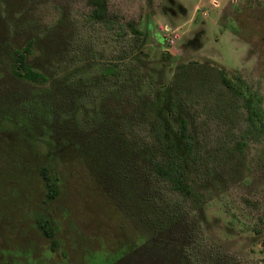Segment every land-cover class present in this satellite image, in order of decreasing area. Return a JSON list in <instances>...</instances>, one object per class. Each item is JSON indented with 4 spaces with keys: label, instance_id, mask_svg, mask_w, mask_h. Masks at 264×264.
<instances>
[{
    "label": "rangeland",
    "instance_id": "rangeland-1",
    "mask_svg": "<svg viewBox=\"0 0 264 264\" xmlns=\"http://www.w3.org/2000/svg\"><path fill=\"white\" fill-rule=\"evenodd\" d=\"M215 1L106 0L120 18L105 25L88 16L89 0H0V264H264V134L240 152L231 146L238 101L228 123L212 112L215 96L232 97L198 65L222 69L264 111V0ZM163 25L175 30L172 44ZM28 40L25 61L47 77L42 84L10 70V50ZM138 43L145 56L132 59L134 72L102 86V64ZM149 76L172 83L195 134L193 160L182 153L187 199L143 156L155 122L148 110L162 97L131 81ZM42 164L58 180L49 201ZM35 213L51 220L53 250Z\"/></svg>",
    "mask_w": 264,
    "mask_h": 264
},
{
    "label": "trees",
    "instance_id": "trees-1",
    "mask_svg": "<svg viewBox=\"0 0 264 264\" xmlns=\"http://www.w3.org/2000/svg\"><path fill=\"white\" fill-rule=\"evenodd\" d=\"M90 9L88 16L96 22L108 24L112 23V19L118 20L117 14H109L107 9L106 0H89ZM111 15V17H109ZM126 25L135 36V39L141 35V31L137 28L134 20H125ZM32 40H28L26 44L21 48H13L10 50V70L11 73L17 78L26 79L33 83H44L47 77L29 66L25 61V53L27 47L30 46ZM145 56L142 48L138 44H132L128 52H123L118 54V56L112 61V63H103L101 70V75L103 80H101L102 86L105 85V79H113V87L115 83L125 80L126 72H134V68L130 67L132 64V59ZM129 58V66H127L126 58ZM200 66H206L208 69L213 70L216 79L220 83L219 86L225 88L230 92L232 98H227L221 103V97L215 100L219 101L209 109L212 112H225V119H228L226 123L230 122V118L234 115V100L238 101V104L242 113L241 125L237 128L238 138L235 140L231 146L235 148L238 152L241 151L244 143L250 137L256 138L264 134V111L260 108L257 100L253 99L252 92H247L241 94L237 92L236 86L238 84L232 82L222 69H212L211 65L198 64ZM134 75V74H133ZM137 78L134 81L139 83V89L145 91V97L151 95L162 97V104H160L157 110H148V113L155 115L153 120L155 122L152 124L150 129V134L146 141V150L143 156L148 160L149 170L154 178L159 179L167 187L168 191L174 192L182 198L187 199L191 194V185L188 181L186 168L183 161L182 153L188 158H192L194 154L195 146V134L190 130V124L188 119L183 113L179 112L177 103L174 98L171 97V85L172 83L166 81L163 82L160 78L150 79ZM240 82V79H235ZM215 95V94H214ZM131 103H134V107L139 105L138 99L135 94H130ZM152 99V98H151ZM150 99V100H151ZM127 102V107L129 104ZM218 104V105H217ZM132 111V107H131ZM176 119V128L172 129L168 126L171 122V117ZM230 126L227 127V132ZM233 128H231L232 130ZM185 160V159H184ZM191 160V161H192ZM190 163V162H188ZM39 176L42 182L44 201H49L55 198L58 194V183L57 176L50 171L47 164H42L39 167ZM34 225L38 229L40 235L49 239V248L52 249L57 245V240L53 236V227L51 225V220L49 216L45 213H35L34 214ZM260 252L264 255V230L262 231V236L260 239Z\"/></svg>",
    "mask_w": 264,
    "mask_h": 264
},
{
    "label": "built area",
    "instance_id": "built-area-1",
    "mask_svg": "<svg viewBox=\"0 0 264 264\" xmlns=\"http://www.w3.org/2000/svg\"><path fill=\"white\" fill-rule=\"evenodd\" d=\"M211 4L213 6L216 5V1L215 0H211ZM162 31L163 34L165 36V40L167 43L172 44L173 40L176 38V33L174 32L175 30L173 28H170L167 25H163L162 26Z\"/></svg>",
    "mask_w": 264,
    "mask_h": 264
},
{
    "label": "flooded vegetation",
    "instance_id": "flooded-vegetation-1",
    "mask_svg": "<svg viewBox=\"0 0 264 264\" xmlns=\"http://www.w3.org/2000/svg\"><path fill=\"white\" fill-rule=\"evenodd\" d=\"M50 249V248H49ZM50 250H53V249H50Z\"/></svg>",
    "mask_w": 264,
    "mask_h": 264
},
{
    "label": "crops",
    "instance_id": "crops-1",
    "mask_svg": "<svg viewBox=\"0 0 264 264\" xmlns=\"http://www.w3.org/2000/svg\"><path fill=\"white\" fill-rule=\"evenodd\" d=\"M195 7H193V9H194Z\"/></svg>",
    "mask_w": 264,
    "mask_h": 264
}]
</instances>
